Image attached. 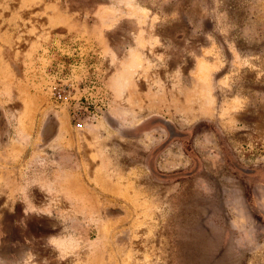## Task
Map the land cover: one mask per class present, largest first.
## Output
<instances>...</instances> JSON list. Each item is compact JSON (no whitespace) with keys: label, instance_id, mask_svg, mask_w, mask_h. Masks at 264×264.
<instances>
[{"label":"rangeland","instance_id":"1","mask_svg":"<svg viewBox=\"0 0 264 264\" xmlns=\"http://www.w3.org/2000/svg\"><path fill=\"white\" fill-rule=\"evenodd\" d=\"M0 264H264V0H0Z\"/></svg>","mask_w":264,"mask_h":264}]
</instances>
